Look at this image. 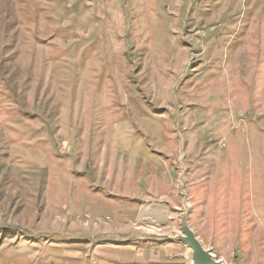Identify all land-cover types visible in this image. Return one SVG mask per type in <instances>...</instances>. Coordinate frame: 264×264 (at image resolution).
I'll return each instance as SVG.
<instances>
[{
    "label": "rangeland",
    "instance_id": "374dc122",
    "mask_svg": "<svg viewBox=\"0 0 264 264\" xmlns=\"http://www.w3.org/2000/svg\"><path fill=\"white\" fill-rule=\"evenodd\" d=\"M182 172L219 264H263L264 0H0V264L178 232Z\"/></svg>",
    "mask_w": 264,
    "mask_h": 264
},
{
    "label": "crops",
    "instance_id": "0c3cea01",
    "mask_svg": "<svg viewBox=\"0 0 264 264\" xmlns=\"http://www.w3.org/2000/svg\"><path fill=\"white\" fill-rule=\"evenodd\" d=\"M119 189L120 191L118 195L123 196L122 189L120 187ZM123 199L131 202H135L136 200L133 197L127 196H123ZM118 214L119 215L116 214V216H114V218H116L117 220H123L124 217H127V219L132 217H129L130 215H124L123 208L120 209ZM156 223V221H153L152 225L156 227ZM242 227H244V224H242ZM86 237L88 236H85L84 239H81L80 243L71 245V247L74 248L75 246H78L80 249H82L78 251H83L85 253L87 251L86 257L88 256V258L90 259V264H102L98 263L95 258L118 260L122 264H183L181 260L182 248L177 244H154L128 240H121L120 243V241H106L107 236L103 238L101 237L102 240L97 237V240H95L96 238L91 239L90 237ZM71 250L75 251L76 248ZM78 251L74 252V254H79Z\"/></svg>",
    "mask_w": 264,
    "mask_h": 264
},
{
    "label": "water",
    "instance_id": "95a60500",
    "mask_svg": "<svg viewBox=\"0 0 264 264\" xmlns=\"http://www.w3.org/2000/svg\"><path fill=\"white\" fill-rule=\"evenodd\" d=\"M183 174L184 172L177 186L178 207L174 209L177 212L178 232L171 234L148 232L140 236H130L127 240L154 244H177L185 249L184 259L187 264H217V258L212 249L205 247L191 228L189 222L191 206L188 202Z\"/></svg>",
    "mask_w": 264,
    "mask_h": 264
},
{
    "label": "bare ground",
    "instance_id": "6f19581e",
    "mask_svg": "<svg viewBox=\"0 0 264 264\" xmlns=\"http://www.w3.org/2000/svg\"><path fill=\"white\" fill-rule=\"evenodd\" d=\"M149 232H151V231H149ZM134 242H135V241H134ZM217 264H219L218 260H217ZM222 264H224V263H222Z\"/></svg>",
    "mask_w": 264,
    "mask_h": 264
}]
</instances>
